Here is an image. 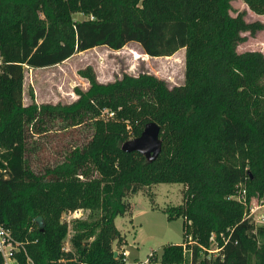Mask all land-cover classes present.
Masks as SVG:
<instances>
[{
    "label": "trees",
    "instance_id": "trees-1",
    "mask_svg": "<svg viewBox=\"0 0 264 264\" xmlns=\"http://www.w3.org/2000/svg\"><path fill=\"white\" fill-rule=\"evenodd\" d=\"M230 2L0 0V226L19 243L17 264H120L114 219L130 211L128 194L156 183L183 185L164 210L181 216L194 262L212 232L225 243L197 264H264V54L236 50L263 24L231 15ZM242 2L264 16V0ZM128 42L149 57L182 48V83L146 72L100 82L86 65L72 101L37 104L28 92L23 103L26 68ZM149 121L160 139L150 162L120 148ZM242 188L244 202L229 197ZM250 200L263 204L262 224L243 218ZM77 209L87 214L68 225L62 216ZM181 242L162 245L160 264H184Z\"/></svg>",
    "mask_w": 264,
    "mask_h": 264
},
{
    "label": "rangeland",
    "instance_id": "rangeland-1",
    "mask_svg": "<svg viewBox=\"0 0 264 264\" xmlns=\"http://www.w3.org/2000/svg\"><path fill=\"white\" fill-rule=\"evenodd\" d=\"M230 5L229 13L231 15H235L237 11L245 10L244 19L246 21L259 20L263 24V29L256 32L253 37L244 33L246 40L236 47L237 52L258 50L264 54V16L248 10L242 0H231ZM84 17L80 13L72 14L74 20H80ZM183 53V49L180 48L169 56L149 57L135 42H128L119 50L97 46L76 52L53 66L26 68L22 101L24 104L29 102L28 92H31L33 101L37 104L72 101L75 98L74 86L82 89L87 87V81L77 74V70L86 65L92 67L97 80L100 82L110 81L122 72L132 75L146 72L162 78L168 86L177 85L183 80ZM51 133L52 136L56 134L55 131ZM81 135H83L82 132L79 133V137ZM70 141L71 137L68 136L64 143ZM40 142L43 143L42 140ZM45 146L48 148L46 152L50 153L49 143H46ZM182 191L183 185L180 183H156L134 194L127 195L126 199L130 204V211L114 220L122 236L119 242H113L112 245L115 255L121 262L120 264H160L159 254L162 245L177 244L182 241L181 216H172L168 219L164 210L181 202ZM258 203L259 200L255 201L256 205ZM261 211H263L262 208L258 207L252 214V217H256L255 225L263 222L259 216ZM86 214L87 210H80L78 218H83ZM62 218L69 225V221L73 217L62 216ZM70 233L71 230L69 229L64 239L66 249L69 248L67 238ZM150 254L152 256L148 258Z\"/></svg>",
    "mask_w": 264,
    "mask_h": 264
},
{
    "label": "built area",
    "instance_id": "built-area-1",
    "mask_svg": "<svg viewBox=\"0 0 264 264\" xmlns=\"http://www.w3.org/2000/svg\"><path fill=\"white\" fill-rule=\"evenodd\" d=\"M230 198H235L237 200H240L244 202V189H238L235 191L233 195L229 196ZM262 208L263 210V204L261 201L256 205L254 200L249 201L248 208L243 214V218H249L253 221L256 220V217H252L253 212L256 208ZM80 210L77 209L72 211L71 213L65 215L71 216V217H79L80 216ZM261 219L263 220V211H261L260 215ZM221 239V245H218L217 240L215 238L214 233H210L208 236V242L209 246L203 247L199 244H197V261L199 258L205 257L206 259L214 258L217 255H219L220 249L222 245L225 243V239L223 236L220 237ZM195 243L194 240L190 238V236H187L184 241L181 242V249L183 256L185 258L184 264H197V261L192 260V250L191 245ZM19 248V243L16 242L12 236L10 235L9 231L3 227L0 226V256H1V264H17L15 253ZM124 253V252H123ZM200 255V256H199ZM27 262L29 261L28 258H26Z\"/></svg>",
    "mask_w": 264,
    "mask_h": 264
},
{
    "label": "water",
    "instance_id": "water-1",
    "mask_svg": "<svg viewBox=\"0 0 264 264\" xmlns=\"http://www.w3.org/2000/svg\"><path fill=\"white\" fill-rule=\"evenodd\" d=\"M158 132L159 126L157 124L152 121L146 122L139 135L124 141L120 148L125 152L136 151L150 162L155 159L160 150ZM113 256H115V252H113Z\"/></svg>",
    "mask_w": 264,
    "mask_h": 264
},
{
    "label": "crops",
    "instance_id": "crops-1",
    "mask_svg": "<svg viewBox=\"0 0 264 264\" xmlns=\"http://www.w3.org/2000/svg\"><path fill=\"white\" fill-rule=\"evenodd\" d=\"M104 47V46H103ZM106 48V47H105ZM115 220V219H114ZM116 226V225H115Z\"/></svg>",
    "mask_w": 264,
    "mask_h": 264
}]
</instances>
